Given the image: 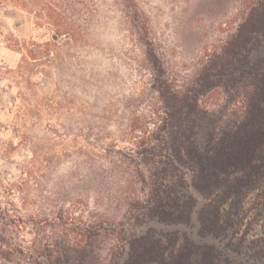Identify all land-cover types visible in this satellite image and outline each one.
<instances>
[{
  "label": "rangeland",
  "instance_id": "1",
  "mask_svg": "<svg viewBox=\"0 0 264 264\" xmlns=\"http://www.w3.org/2000/svg\"><path fill=\"white\" fill-rule=\"evenodd\" d=\"M22 3L0 8V212L19 225L7 239L126 264L150 231L193 249L187 263L208 246L212 264H264V170L236 188L241 170L229 169L208 199L178 149L187 127L200 145L245 119L264 81V0ZM177 181L190 220L148 219L152 193Z\"/></svg>",
  "mask_w": 264,
  "mask_h": 264
},
{
  "label": "trees",
  "instance_id": "2",
  "mask_svg": "<svg viewBox=\"0 0 264 264\" xmlns=\"http://www.w3.org/2000/svg\"><path fill=\"white\" fill-rule=\"evenodd\" d=\"M10 4L28 6L22 3V0H0V8ZM259 12L264 14V5L256 11L258 14ZM260 20L262 21V19ZM262 23H264V20ZM262 23L255 25V29L260 28ZM247 36L245 34V36L236 40L235 43H237L238 49L242 48L244 43H247ZM262 76L264 78V74ZM260 87L254 93L255 97L252 98V104L247 108L245 119L235 131L222 132L219 137L209 133L200 145H195L190 141V137L185 135L187 132H192V127H187L183 131L185 143L188 142L189 144L184 143V147L178 148L179 154L181 155L183 150V156L194 167L192 185L208 199H211L214 194L219 176H226L229 169L239 168L241 170L242 176L235 180L234 187L236 188L242 187L246 179L245 176L253 178L259 176L261 170H264V164L262 165L264 149V81ZM253 160L257 165L252 164ZM178 182L172 183L168 188H160L152 193L151 207L147 208L145 214L148 219L166 225L190 220L192 195L179 196L176 190ZM225 195L226 193H223V196ZM211 203L207 205L206 218L202 219L203 229L207 235L214 233L216 225L212 214L214 207L210 206ZM209 207L210 209H208ZM132 220L133 222L139 221L137 217H133ZM10 227H19V225L0 212V256L7 262L12 263L13 256L18 254L21 256V261L27 264H95V258L84 255L71 260L61 251L54 249L55 246L59 248L58 243L48 244L51 241L47 243L34 242V246L28 248L13 244L10 239H7L8 228ZM169 245L170 239L168 240V238L153 240L150 231L136 235L130 243L126 264H191L184 262V258H188L187 253L194 252L193 249L184 244L169 250ZM80 249L84 248L81 247ZM211 252L212 248L208 246L196 249V253L203 255V262L200 264H212L209 258H204L210 256Z\"/></svg>",
  "mask_w": 264,
  "mask_h": 264
}]
</instances>
